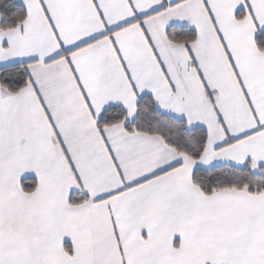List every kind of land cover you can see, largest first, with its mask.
<instances>
[{
    "label": "snow or ice",
    "instance_id": "obj_1",
    "mask_svg": "<svg viewBox=\"0 0 264 264\" xmlns=\"http://www.w3.org/2000/svg\"><path fill=\"white\" fill-rule=\"evenodd\" d=\"M0 264H264V0H0Z\"/></svg>",
    "mask_w": 264,
    "mask_h": 264
}]
</instances>
